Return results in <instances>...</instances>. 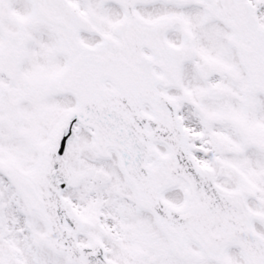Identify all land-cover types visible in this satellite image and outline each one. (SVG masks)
I'll list each match as a JSON object with an SVG mask.
<instances>
[{"label": "snow or ice", "instance_id": "snow-or-ice-1", "mask_svg": "<svg viewBox=\"0 0 264 264\" xmlns=\"http://www.w3.org/2000/svg\"><path fill=\"white\" fill-rule=\"evenodd\" d=\"M0 264H264V0H0Z\"/></svg>", "mask_w": 264, "mask_h": 264}]
</instances>
